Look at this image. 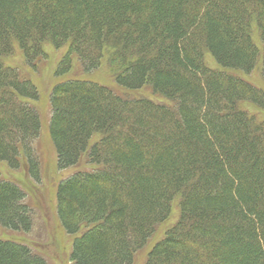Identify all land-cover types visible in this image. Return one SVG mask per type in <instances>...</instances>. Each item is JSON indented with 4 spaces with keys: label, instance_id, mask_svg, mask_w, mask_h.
Instances as JSON below:
<instances>
[{
    "label": "trees",
    "instance_id": "1",
    "mask_svg": "<svg viewBox=\"0 0 264 264\" xmlns=\"http://www.w3.org/2000/svg\"><path fill=\"white\" fill-rule=\"evenodd\" d=\"M46 45L67 47L56 77L106 69L113 84L49 95L58 169L90 166L56 190L72 264H134L147 247L145 264H264V124L239 107L264 111V91L233 74L264 78V0H0V163L36 181L40 91L4 60L18 46L36 67ZM144 88L163 101L120 93ZM25 198L0 171V234L31 231ZM0 264L46 262L0 236Z\"/></svg>",
    "mask_w": 264,
    "mask_h": 264
},
{
    "label": "rangeland",
    "instance_id": "2",
    "mask_svg": "<svg viewBox=\"0 0 264 264\" xmlns=\"http://www.w3.org/2000/svg\"><path fill=\"white\" fill-rule=\"evenodd\" d=\"M257 43L260 45L259 40ZM45 50L47 56L38 59L36 67H30L26 64L24 56L18 46H15V53L4 60L6 65L18 68L22 74L29 78L39 89L40 99L35 102V105L40 111L43 128L41 136L34 141L35 152L39 160L38 165L41 177L39 181H36V179L29 174L26 166L13 170L9 169L7 165L0 163L2 176L19 185L26 193L24 203L28 204L32 211V229L27 233L2 230L0 236L26 243L32 248V251L36 256L45 259L46 264H72L69 258L72 242L77 235L67 234L59 220L56 208V190L62 180L68 178L73 173L89 168L90 166L85 160H82L74 167L63 170L58 169L56 150L48 132V125L51 116L49 95L55 83L67 79L81 78L106 83L110 86L113 84H111L110 77L105 68H103L105 71L99 70L91 75H83L79 70H74L71 74L66 76L56 77L55 70L62 60V57L67 53V47H64L61 50H56L50 45H46ZM207 59L208 64L217 68L210 55L207 56ZM233 74L255 84L264 91V78L257 69L251 74L239 75L235 72ZM120 93L130 97L146 96L157 101H163L161 98L152 96L148 88L132 91L130 94L124 92ZM239 107L255 116L258 122L264 124L263 110L257 109L255 106L244 102L240 103ZM177 214V209H174V214L166 225L175 224ZM166 227L165 224L160 226V233L152 239V244L159 240L161 232ZM148 251L149 248L147 247L140 252L141 254L135 257L134 264H145Z\"/></svg>",
    "mask_w": 264,
    "mask_h": 264
}]
</instances>
